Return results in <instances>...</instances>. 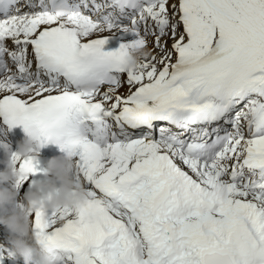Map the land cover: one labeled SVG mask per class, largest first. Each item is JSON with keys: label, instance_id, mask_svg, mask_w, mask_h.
<instances>
[{"label": "snow or ice", "instance_id": "snow-or-ice-1", "mask_svg": "<svg viewBox=\"0 0 264 264\" xmlns=\"http://www.w3.org/2000/svg\"><path fill=\"white\" fill-rule=\"evenodd\" d=\"M17 125L87 189L31 214L54 264H264V0H0L13 156Z\"/></svg>", "mask_w": 264, "mask_h": 264}, {"label": "clouds", "instance_id": "clouds-1", "mask_svg": "<svg viewBox=\"0 0 264 264\" xmlns=\"http://www.w3.org/2000/svg\"><path fill=\"white\" fill-rule=\"evenodd\" d=\"M146 48L130 50L125 57L128 67L148 55ZM38 155L33 138L25 137L16 143L14 156L7 154L0 161V225L9 234L12 254L24 264H54L52 254L43 243H37L33 234L31 214L36 211L56 212L61 209L76 210L88 200L87 189L77 180L74 161L65 153L49 158L42 169L43 179L31 185L22 198L16 191L20 183L17 161L35 159Z\"/></svg>", "mask_w": 264, "mask_h": 264}, {"label": "bare ground", "instance_id": "bare-ground-1", "mask_svg": "<svg viewBox=\"0 0 264 264\" xmlns=\"http://www.w3.org/2000/svg\"><path fill=\"white\" fill-rule=\"evenodd\" d=\"M107 46H112L114 47L115 45L114 44H110V45H107ZM149 47H151V45H149ZM7 136V135H6ZM7 141L9 143V146H12L15 148L16 146V143H14L12 141L11 138H9L7 136ZM11 143H13V145H11ZM13 152L15 150H12ZM3 168V164L2 166L0 167V169ZM33 183V180L29 177L28 181L21 184L19 187H17L16 191L18 192V199L19 198H22L24 193L26 191H28V186L30 184ZM31 220H32V215H31ZM32 223H33V220H32ZM8 239H9V234L7 233L6 229L4 228L3 225H0V249H6L8 252H11V247L9 245V242H8ZM0 264H24L23 260L14 256L13 254L10 256V257H6L3 261H0Z\"/></svg>", "mask_w": 264, "mask_h": 264}]
</instances>
